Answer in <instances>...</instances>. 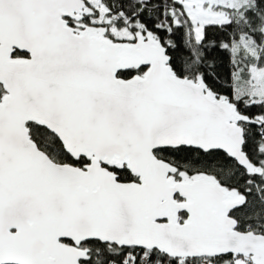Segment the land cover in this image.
I'll return each instance as SVG.
<instances>
[{
  "label": "snow or ice",
  "instance_id": "6c2138e0",
  "mask_svg": "<svg viewBox=\"0 0 264 264\" xmlns=\"http://www.w3.org/2000/svg\"><path fill=\"white\" fill-rule=\"evenodd\" d=\"M0 264H264V0H0Z\"/></svg>",
  "mask_w": 264,
  "mask_h": 264
}]
</instances>
